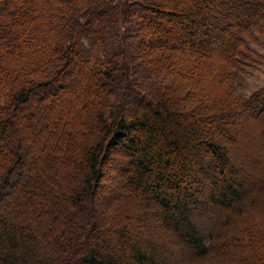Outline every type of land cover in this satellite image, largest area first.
Listing matches in <instances>:
<instances>
[{"label":"trees","instance_id":"trees-1","mask_svg":"<svg viewBox=\"0 0 264 264\" xmlns=\"http://www.w3.org/2000/svg\"><path fill=\"white\" fill-rule=\"evenodd\" d=\"M10 1L0 2V264H43L34 258L35 233L27 224L46 213L52 222L53 215L75 222L66 243L82 233L71 249L73 264H216L218 256V264H264L255 252L251 258L246 242L254 233L264 245V186L254 189L264 182V136L252 157L233 136H206L201 110L216 108L221 87L212 86L208 103L206 92L197 96L195 116L188 108L196 78L188 73L190 52L200 60L211 47L231 44L228 72L218 75L226 78L242 62L224 30L227 20L211 23L208 9L218 19H237L244 0H13L12 7ZM248 5L251 26L264 30V0ZM152 23L168 33L147 42L143 28ZM227 87L235 95L220 101H227L226 120L264 121V84L246 95L229 81ZM68 90L85 99L68 106ZM74 136L90 140L79 155L70 149ZM111 148L126 155L121 186L134 215L115 224L117 242L110 244L99 240L89 209L97 212L92 197ZM56 155L76 157L75 184L60 186Z\"/></svg>","mask_w":264,"mask_h":264},{"label":"rangeland","instance_id":"rangeland-1","mask_svg":"<svg viewBox=\"0 0 264 264\" xmlns=\"http://www.w3.org/2000/svg\"><path fill=\"white\" fill-rule=\"evenodd\" d=\"M3 0H0V2ZM21 0L17 1L16 3L20 2ZM169 1V0H168ZM183 1V0H181ZM251 0H244L242 4V10H234L236 11L237 19H234L231 17H221L217 18L219 15L212 12V10L209 8L207 11V20L210 19L211 23L222 22V24L227 20L228 22L227 26L224 27V30L226 31V34L230 35L229 37L232 38L233 45L239 46L238 48H241L242 50V57L239 59L242 60L244 64L241 63L238 65H235L233 69H236L235 76H230L226 78L225 76H218L220 73L224 72L227 74L228 70H226L231 61L225 60V54L229 53L230 46H226L225 49H220L219 47H211L210 50L206 51V54L202 55L200 54L199 59L197 60V56L194 55V52H190L187 56L188 62L191 64V66L188 67V73H193L196 75V78L192 79L194 82L193 85V95L189 96V100L191 101L189 103L188 108L191 110H194L195 113H193V116L197 113V102H195L197 96L204 95L203 93L206 92V103H208L207 99H211V89L213 87H221V93L223 94L222 97H216V95H213V98H215V105H210L206 107V110H201V114H204L203 116V127L206 132V136L209 134L220 136L222 135V138L225 139L226 135L233 136L234 140L233 143L235 146L239 148L240 151H243L244 154H246L248 157H252L255 154H258V147L260 148V145L258 146L260 140L264 136V128L262 125H264V121H261V118H253L249 116H242L240 118H237L238 125L234 124V120H232L231 117L226 116L227 120L222 116L223 111L226 110V107H224L228 102H230L231 96L235 95L232 94L231 87L228 88V81L231 84H234L237 86V90L239 93L242 94H248L251 89L264 84V30L263 29H255L254 26H251V15L250 12L252 8H249L248 4ZM254 1V0H252ZM68 3V2H67ZM182 3V2H179ZM252 4V3H251ZM8 6H14L13 0L8 2ZM1 10V5H0ZM238 13H240V17L238 16ZM232 20V21H230ZM235 20V21H233ZM153 25L148 26L146 29L143 28L144 33H146V41L148 42L149 37L150 38H161L163 37L167 31L163 30L162 28H154ZM212 26V24H211ZM251 26V27H250ZM248 27H250L248 29ZM223 30V31H224ZM231 30H235V32H232ZM172 32H176L175 29H173ZM176 36V35H175ZM178 38H182L181 34L178 36ZM177 38V39H178ZM146 42V43H147ZM213 45L212 43L210 44ZM234 47V46H233ZM234 49L231 51L233 53ZM233 55V54H232ZM183 58V56H182ZM184 60V58H183ZM185 61V60H184ZM199 62H202V65H197ZM244 67V68H243ZM238 69V70H237ZM244 69V70H242ZM185 72V71H183ZM182 76V75H181ZM184 77V76H183ZM181 79V78H180ZM225 79H228L226 82ZM183 83H188L184 80L180 81V85ZM178 89L176 91H180V86H177ZM236 92V91H234ZM91 94H87L90 97ZM82 96V97H81ZM91 98V97H90ZM89 98V99H90ZM219 98V99H216ZM233 98V97H232ZM85 99L84 93L82 92V95L80 93H76L73 90L66 91V94L64 96V100H68V103H66L68 106H71L74 108V105H80L82 101ZM222 99H226V103H220ZM77 101V103H71ZM90 101V100H89ZM221 107L220 112L217 111L218 115H216L217 106ZM200 107V105H199ZM219 107V108H220ZM245 111H247L246 108H244ZM239 111H242L241 109ZM225 113V112H224ZM236 117V116H235ZM231 118V120H230ZM240 120V121H239ZM251 121V122H250ZM225 136V137H224ZM73 143L70 147L71 150H73L74 153H77L79 155V151L82 148V145L87 143L90 140L88 138L83 137H75L73 139ZM232 142V141H231ZM34 148L36 144H33ZM30 148L33 149V147L30 144ZM126 155H124V152L120 154L119 149L114 148L109 151L107 156L105 157L103 164L100 168L99 173V180L95 184L97 187L95 189V196L93 195L92 200L94 202V205L96 206L97 212H95L94 208L89 209V213H91L92 220L94 223H97V226L99 228V234L100 237L99 240L108 241V243H116L117 239L114 235V227L115 224L121 223L122 217L131 218V215H134V208H131V204L127 203L126 196L127 191H122V182L121 179L123 176H125L128 172L127 167L129 168L128 161H126ZM76 157L70 159H63L62 157L56 155L55 161L53 160L52 163L59 165L62 169L61 172H59V181L60 186L66 185L67 182H69V185H71V182L75 184L78 180L76 178H71V172H74L71 168H77V163L74 162ZM59 166L54 168L53 172L56 173L57 170L59 171ZM252 163L250 160H246L245 158V164L244 169L247 170L248 174L253 171L251 170ZM257 167V170H259V173L263 172V167L257 163L255 165ZM75 172H78L77 170ZM251 176V174H250ZM77 177L79 178L78 174ZM248 183L253 182L254 179H247ZM256 180V179H255ZM259 182V181H258ZM59 186V187H60ZM264 186V182L257 183L255 181V187L254 189H261ZM60 189V188H59ZM55 190H51V192H54ZM257 191V190H256ZM255 191V192H256ZM252 192V193H255ZM125 193V194H124ZM126 200V201H125ZM217 210H220V208L217 207ZM216 210V211H217ZM226 211V210H225ZM129 214V216L127 215ZM50 214L46 213L44 215L38 216L40 220L33 221L27 225H29L31 228L30 231H33L35 233V239H36V256L34 255V258L37 256L41 257L43 260V264H50L53 262V264H73L75 261V255L72 252V248L75 244H77L79 239H81L82 233L77 235V238L74 240H70L66 243V238H72L73 235L71 233L76 232L73 230H70L68 227L71 225V223L74 225V221L69 222L66 220V218H63L62 215H53L54 221H51ZM128 216V217H127ZM218 216V215H217ZM38 219V218H37ZM59 220L58 222H61L64 224L65 232L63 230H59V228H56V220ZM214 221V220H212ZM211 222L208 221L207 226L211 225ZM259 221V219H258ZM151 221L147 220L145 223L147 225V229L149 230V233H153L152 229H150V226H148L147 223H150ZM199 224L206 228V217L203 218L202 216L198 217ZM141 223V222H140ZM144 223V221H143ZM210 227V226H209ZM207 227V229L209 228ZM239 226H237L238 228ZM135 230V229H133ZM71 234V236L69 235ZM228 234V233H227ZM225 234L224 238L228 236ZM256 236V234H252L250 237H248V240L246 242L249 244L248 249H250V254L252 252H255L260 259L264 260V245L260 243V241L254 240L253 238ZM257 238V237H256ZM73 241V242H72ZM71 244V245H70ZM261 244V245H260ZM249 252V250H248ZM54 256H57V258L54 259ZM251 254V258H252ZM216 264H218V260L223 261V259L218 256ZM255 259H257L255 257ZM260 261L259 259H257ZM262 263V262H261ZM207 264H212L210 262H207Z\"/></svg>","mask_w":264,"mask_h":264}]
</instances>
